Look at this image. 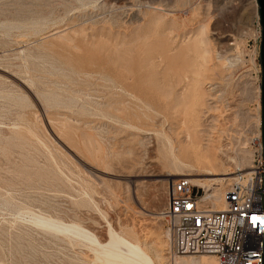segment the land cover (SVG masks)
<instances>
[{"label": "rangeland", "instance_id": "1", "mask_svg": "<svg viewBox=\"0 0 264 264\" xmlns=\"http://www.w3.org/2000/svg\"><path fill=\"white\" fill-rule=\"evenodd\" d=\"M261 32L257 0H0V264L93 263L27 213L132 230L168 264L174 175L251 166Z\"/></svg>", "mask_w": 264, "mask_h": 264}, {"label": "built area", "instance_id": "2", "mask_svg": "<svg viewBox=\"0 0 264 264\" xmlns=\"http://www.w3.org/2000/svg\"><path fill=\"white\" fill-rule=\"evenodd\" d=\"M259 135L251 170L229 184L223 210L206 204L203 190L188 178L169 183L166 204L159 212L168 264L201 257L214 258L216 264H264V227L252 223L253 216L264 218V159Z\"/></svg>", "mask_w": 264, "mask_h": 264}, {"label": "bare ground", "instance_id": "3", "mask_svg": "<svg viewBox=\"0 0 264 264\" xmlns=\"http://www.w3.org/2000/svg\"><path fill=\"white\" fill-rule=\"evenodd\" d=\"M21 99H24V98L21 97ZM259 138H260V135H259ZM170 152H171V155H174L172 154L173 153L172 151ZM175 162H173V164ZM239 165H240L239 167L242 166L241 164ZM250 170H251V166L249 169L245 168V170L243 169L241 170L240 168V169H237L234 173H229V174L219 175V174L210 173V174L204 175L205 177H207L205 179L199 178V177H202L200 175H192V174L174 175V177L183 176L184 178H188L194 186L200 189L203 187H206L207 191H206L204 200L205 201H209V199L211 200L212 202L211 208L215 210H223L226 207V203L224 199L225 193L222 196L221 188L206 186L205 183L209 180V181L214 182L213 185L219 186L221 182L223 183V181L228 180L225 178V176H230L234 174L236 177L240 174L248 173L250 172ZM235 179L236 178H233L232 181H234ZM27 214H28L29 222L31 223V225H33L34 227L38 229L44 230L47 233L48 232L52 233L54 236H57V237L63 236L68 239H73L75 242H83V243L88 244L90 246V250L92 251V254L94 257V261L92 264H162L161 260L163 257L161 258L160 253L157 252L158 250L156 251L155 247L154 248L152 246L146 247L145 244H140L139 242L135 241L134 233L132 232V230L126 229L124 231V234H119L116 231H114V229L111 226H109V230H108L109 239L107 242H101L97 238L96 235L91 233L89 230L85 229L80 224H77V223L67 224V223H64L63 221L54 219L50 216L41 215V214H33V213H27ZM19 215L20 214H17V218L19 217ZM15 221H18V220H15ZM29 222L28 223L24 222V223L29 224ZM147 250H150L153 256H151ZM176 263L177 264H216V261L214 260V258H210V257L180 258L176 260Z\"/></svg>", "mask_w": 264, "mask_h": 264}, {"label": "water", "instance_id": "4", "mask_svg": "<svg viewBox=\"0 0 264 264\" xmlns=\"http://www.w3.org/2000/svg\"><path fill=\"white\" fill-rule=\"evenodd\" d=\"M257 4L259 7V15H260V24L262 28V40H261V46H260V61H261V67H262V85H261V93H262V131H261V137H262V145H263V159H264V0H257ZM195 192V191H194ZM199 194L201 192L199 191Z\"/></svg>", "mask_w": 264, "mask_h": 264}, {"label": "snow or ice", "instance_id": "5", "mask_svg": "<svg viewBox=\"0 0 264 264\" xmlns=\"http://www.w3.org/2000/svg\"><path fill=\"white\" fill-rule=\"evenodd\" d=\"M257 222H259V224L264 227V218L253 216L252 223L255 225Z\"/></svg>", "mask_w": 264, "mask_h": 264}]
</instances>
